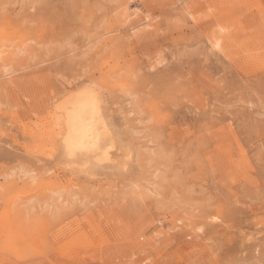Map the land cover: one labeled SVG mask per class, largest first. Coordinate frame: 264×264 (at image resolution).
Masks as SVG:
<instances>
[{
	"label": "rangeland",
	"instance_id": "rangeland-1",
	"mask_svg": "<svg viewBox=\"0 0 264 264\" xmlns=\"http://www.w3.org/2000/svg\"><path fill=\"white\" fill-rule=\"evenodd\" d=\"M0 264H264V0H0Z\"/></svg>",
	"mask_w": 264,
	"mask_h": 264
},
{
	"label": "bare ground",
	"instance_id": "bare-ground-1",
	"mask_svg": "<svg viewBox=\"0 0 264 264\" xmlns=\"http://www.w3.org/2000/svg\"><path fill=\"white\" fill-rule=\"evenodd\" d=\"M218 43V42H217ZM217 43L216 46L218 45ZM217 48V47H216ZM84 91V90H83ZM82 92V91H81ZM95 103V100H94V96H93V93L89 90H86L84 91L82 94H79V95H71L67 98V100L65 101V103H61L57 106V108H55V110L58 112V113H63L65 112L64 110V107L65 105H69L73 108L75 107H78V106H82L83 108H86V106L88 104H94ZM56 113V112H55ZM81 136H74L72 138V140L75 142V143H79L81 138Z\"/></svg>",
	"mask_w": 264,
	"mask_h": 264
}]
</instances>
